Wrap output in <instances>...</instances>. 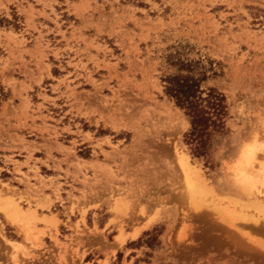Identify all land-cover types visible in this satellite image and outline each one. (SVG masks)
<instances>
[{
	"label": "rangeland",
	"instance_id": "rangeland-1",
	"mask_svg": "<svg viewBox=\"0 0 264 264\" xmlns=\"http://www.w3.org/2000/svg\"><path fill=\"white\" fill-rule=\"evenodd\" d=\"M171 56L226 99L204 158L164 94ZM252 141L264 150V0L0 1V264L116 247L135 263L264 264V211L230 171ZM181 156L214 195L190 199Z\"/></svg>",
	"mask_w": 264,
	"mask_h": 264
},
{
	"label": "trees",
	"instance_id": "trees-1",
	"mask_svg": "<svg viewBox=\"0 0 264 264\" xmlns=\"http://www.w3.org/2000/svg\"><path fill=\"white\" fill-rule=\"evenodd\" d=\"M170 59L176 73L164 78V94L188 119L190 127L184 138L190 146L191 155L204 158L211 149L208 143L210 137L223 132L227 117L225 96L214 88L201 90L205 74H195L191 62L175 56Z\"/></svg>",
	"mask_w": 264,
	"mask_h": 264
},
{
	"label": "bare ground",
	"instance_id": "bare-ground-1",
	"mask_svg": "<svg viewBox=\"0 0 264 264\" xmlns=\"http://www.w3.org/2000/svg\"><path fill=\"white\" fill-rule=\"evenodd\" d=\"M257 143L258 142L256 141H252L244 144V148H242L240 154H237L236 160L233 163L234 166L232 165L233 168L231 167L230 171H234L236 174V176L233 174L237 179L235 184L240 183L242 188L247 192V197H254L255 200L253 199L254 201L252 202V206H254L257 210L264 211V202L259 201L262 194H264V188H261V186L264 185V163L261 162L260 157L258 156V152L261 150L264 152V150H260L259 147L257 148L255 145ZM179 162L186 173L185 183L191 200H195L198 196H207L208 194H213L211 193L213 191L206 185L204 179L199 175L198 169L191 168L188 157L181 156ZM12 212L14 214L13 216L17 218L23 215L22 209L19 207L13 208L10 215ZM151 222H149L144 229H148ZM140 233L141 230H138L136 233H134L132 235L133 239H137ZM119 239L118 243H120ZM121 240L124 242V238H121Z\"/></svg>",
	"mask_w": 264,
	"mask_h": 264
},
{
	"label": "crops",
	"instance_id": "crops-1",
	"mask_svg": "<svg viewBox=\"0 0 264 264\" xmlns=\"http://www.w3.org/2000/svg\"><path fill=\"white\" fill-rule=\"evenodd\" d=\"M0 1L2 3L5 2V0H0ZM44 215H46V214H44ZM132 242H134V241H130L128 243H132ZM122 249L123 248L116 247L115 250H114V252H115L114 255H109V256L107 255V257H106L103 254L101 257H97L95 260H92V261L83 260L81 264H102L105 261L107 262V264H112L113 261L115 260L116 253H118V252H120L122 254V257H121V259L119 261V264H153L151 262H142V261H138V263H135V260L134 259H137L138 258V255L137 254L131 255V253H129L128 256L125 257V259L123 260L124 255H123ZM129 251H138V249L137 248H133V249H129ZM91 252L92 251L87 252L86 255H89Z\"/></svg>",
	"mask_w": 264,
	"mask_h": 264
}]
</instances>
